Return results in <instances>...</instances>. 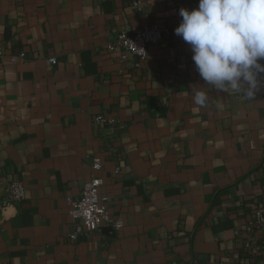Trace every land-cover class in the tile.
I'll list each match as a JSON object with an SVG mask.
<instances>
[{
	"label": "crops",
	"instance_id": "0c3cea01",
	"mask_svg": "<svg viewBox=\"0 0 264 264\" xmlns=\"http://www.w3.org/2000/svg\"><path fill=\"white\" fill-rule=\"evenodd\" d=\"M133 1L0 0V196L12 175L24 187L0 209V264H264V221L243 229L264 213V86L247 99L200 78L174 33L198 0ZM152 21L165 32L139 66L107 50ZM94 156L121 227L72 240L66 198Z\"/></svg>",
	"mask_w": 264,
	"mask_h": 264
},
{
	"label": "clouds",
	"instance_id": "9594fccd",
	"mask_svg": "<svg viewBox=\"0 0 264 264\" xmlns=\"http://www.w3.org/2000/svg\"><path fill=\"white\" fill-rule=\"evenodd\" d=\"M179 15L174 33L190 46L200 78L218 91L255 97L264 86V0H198ZM194 89V103L204 106L207 90Z\"/></svg>",
	"mask_w": 264,
	"mask_h": 264
},
{
	"label": "built area",
	"instance_id": "2783aa9c",
	"mask_svg": "<svg viewBox=\"0 0 264 264\" xmlns=\"http://www.w3.org/2000/svg\"><path fill=\"white\" fill-rule=\"evenodd\" d=\"M140 1L132 2L140 10ZM198 4L191 9L196 8ZM190 9V10H191ZM165 29L158 22L152 21L134 28L130 33L126 30L119 31L114 40L107 44V50L119 51L120 57L125 59L128 54L136 58V65L139 66L147 56V48L151 44L158 43ZM52 64L56 63L54 57L50 58ZM97 123H113V120L97 115L94 117ZM101 160L99 157H92L91 168L94 173L83 184L78 198L67 197L68 213L72 219L73 228L68 233L72 240H77L81 235L89 232L100 231L104 226H110L113 229L121 227V222L113 219L108 211V197L99 193L101 184L100 178L96 172L101 169ZM24 199V187L22 181L17 176H10L4 183L3 193L0 196V209L7 205H16ZM264 221L262 208L254 211L251 220L243 226L247 233H251L259 227Z\"/></svg>",
	"mask_w": 264,
	"mask_h": 264
}]
</instances>
